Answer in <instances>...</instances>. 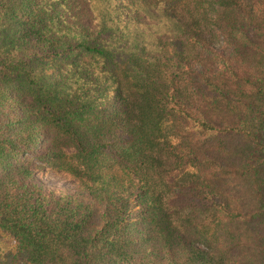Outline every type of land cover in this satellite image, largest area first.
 I'll list each match as a JSON object with an SVG mask.
<instances>
[{"label": "trees", "instance_id": "trees-1", "mask_svg": "<svg viewBox=\"0 0 264 264\" xmlns=\"http://www.w3.org/2000/svg\"><path fill=\"white\" fill-rule=\"evenodd\" d=\"M0 255L264 264V0H0Z\"/></svg>", "mask_w": 264, "mask_h": 264}, {"label": "rangeland", "instance_id": "rangeland-1", "mask_svg": "<svg viewBox=\"0 0 264 264\" xmlns=\"http://www.w3.org/2000/svg\"><path fill=\"white\" fill-rule=\"evenodd\" d=\"M36 166H37V164L35 165V168H36ZM36 174H37V178L42 183L46 184L48 187L58 188V189H68V190L74 188V184L72 183V181L69 178H67L64 174L54 172L49 167H45V168L38 170L36 172ZM6 241H7V239H6ZM3 254H4V252H2V255ZM8 256H10V255H8ZM0 258H2L1 255H0ZM21 263H22V261H20L19 264H21Z\"/></svg>", "mask_w": 264, "mask_h": 264}, {"label": "crops", "instance_id": "crops-1", "mask_svg": "<svg viewBox=\"0 0 264 264\" xmlns=\"http://www.w3.org/2000/svg\"><path fill=\"white\" fill-rule=\"evenodd\" d=\"M0 264H4L3 261L1 260V258H0Z\"/></svg>", "mask_w": 264, "mask_h": 264}]
</instances>
